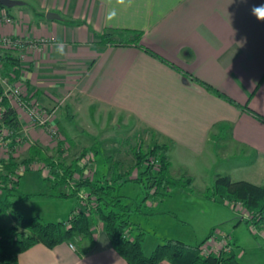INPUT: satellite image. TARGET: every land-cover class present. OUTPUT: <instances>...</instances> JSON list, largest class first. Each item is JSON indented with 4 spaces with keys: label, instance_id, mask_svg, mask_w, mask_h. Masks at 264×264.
<instances>
[{
    "label": "crops",
    "instance_id": "1",
    "mask_svg": "<svg viewBox=\"0 0 264 264\" xmlns=\"http://www.w3.org/2000/svg\"><path fill=\"white\" fill-rule=\"evenodd\" d=\"M21 1L15 11L9 9L15 21L0 25V35L39 42L23 56L11 52L20 58L26 92L43 107H67L69 116L74 110H95L117 130L136 134L138 147L169 145L174 177L197 181L201 175L209 182L203 176L211 175L212 186L218 175L264 183V121L190 77L264 116V22L249 13L255 0ZM49 12L61 19H48ZM110 13L114 16L108 20ZM109 29L141 31V43L167 62L136 43L102 42ZM9 104L19 118L20 134L39 137L45 145L53 142L24 110ZM107 125L100 132L104 138ZM60 127L68 140L75 139L73 129L62 121ZM92 129L89 123L78 132H97ZM93 231L95 245L87 254L76 244L49 248L40 243L21 253L19 264H128L102 222H95Z\"/></svg>",
    "mask_w": 264,
    "mask_h": 264
},
{
    "label": "trees",
    "instance_id": "2",
    "mask_svg": "<svg viewBox=\"0 0 264 264\" xmlns=\"http://www.w3.org/2000/svg\"><path fill=\"white\" fill-rule=\"evenodd\" d=\"M0 7L7 8L1 3ZM124 32L130 36L120 38V34ZM142 35L141 31L109 29L102 34L101 40L104 43H136L155 58L167 62L161 55L141 43ZM0 60L3 64V75L9 77L12 83L19 81L23 72L20 58L13 52L6 51L0 55ZM190 77L204 85L211 93L240 109L252 112L264 121V116L253 111L248 105L240 104L193 75ZM3 94L4 88L0 85V98ZM4 104L7 107L5 124L14 132V135H18L21 128L17 113L8 100H5ZM89 151L85 150L82 155ZM31 152L40 159L53 162V166L56 167L55 175L48 179H53L57 185L70 186L78 173L83 175L75 181L76 185L71 193H63V195H76L79 194L77 192L81 187H87L89 188L88 202L84 209H77L67 220L58 222H46L38 216L22 215L14 210L18 201L10 199L22 178V175L17 173L18 163L14 157L7 162L0 160V189L8 193L5 199H0V220L9 213H12L15 219V225L8 229L0 228V264H19L20 254L40 243L49 248H55L63 243L76 244L80 253L87 254L95 245L93 226L97 218L104 223L105 231L110 236L114 247L128 264H160L164 260L172 264H243L239 260L233 241H230L233 247L231 251L222 249L218 254L205 255L203 248L211 236L199 245H190L178 239H168L166 243L159 244L151 254L145 251V229L132 218L133 212L140 209V206L134 210L130 204L125 203L121 188L128 181L137 182L146 191L144 200L152 201L165 200L177 187L194 191V180L191 177L175 178L172 175L169 145L156 143L148 147L146 151L140 146L135 151L137 176L134 177L131 171L124 174L117 172L105 182L103 179L94 181L84 176V167L81 168L79 161L69 168H64L60 163L55 164L38 146H33ZM94 153L97 154V150ZM2 169L6 173H3ZM119 180L120 184H118ZM206 193L214 200L222 199L228 203L242 202L248 212L247 223L255 228H264V183L258 185L248 181H234L228 175H218L214 186L208 187ZM26 197L27 195H24L20 200Z\"/></svg>",
    "mask_w": 264,
    "mask_h": 264
},
{
    "label": "rangeland",
    "instance_id": "3",
    "mask_svg": "<svg viewBox=\"0 0 264 264\" xmlns=\"http://www.w3.org/2000/svg\"><path fill=\"white\" fill-rule=\"evenodd\" d=\"M15 11V8H9ZM1 85V84H0ZM48 109L55 119V124L60 129V138H53L44 128L42 136L49 137L53 142L42 144L41 138L36 139L23 136L17 150L0 148V160L8 161L14 157L18 163L17 173L22 175L20 184L14 194L10 196L13 201H18L14 210L22 215L41 217L46 222L67 220L71 213L77 209H84L88 198H81L89 193V188L81 187L76 195H63L71 193L75 181L81 176L78 173L70 186L55 184L53 177L56 167L53 162L40 159L33 155L31 148L40 147L54 163H60L64 168H69L79 161L84 167V176L92 180L109 181L114 172L131 171L134 177L138 174L136 167L135 151L140 144L136 134H130L126 129L117 130V125H112L108 116H102L95 110L88 114L86 111L74 110L69 116L67 107ZM60 119L67 128L73 129L75 139L68 140V136L60 127ZM91 123L93 134L80 133L79 128ZM103 123L108 124L106 133H100ZM39 127V126H38ZM96 135V136H95ZM106 136V135H105ZM140 138V137H139ZM77 139V140H76ZM85 150H90L82 155ZM97 150V154L94 151ZM144 151L147 149L143 148ZM92 153L94 160L85 163L84 156ZM3 173H6L2 169ZM187 175L178 174L175 178H186ZM194 181V191L184 187H177L165 200H144L145 189L137 183L128 181L121 193L125 196L124 202L130 204L134 210L133 221L145 229L144 249L151 254L159 244H164L168 239H178L190 245H199L209 236L207 243L227 236L236 244V252L243 264H264V228H255L247 223L248 212L234 208L232 204L222 199L214 200L206 193L209 185H213V176H203L209 182H203L200 177ZM124 182V180H122ZM120 180L118 184H120ZM7 191L0 189V199L7 197ZM24 195L27 197L20 200ZM84 201V202H83ZM154 204H150L153 203ZM95 222H102L99 218ZM103 223V222H102ZM104 224V223H103ZM15 225L12 213L5 215L0 220V228L8 229ZM217 246V245H216Z\"/></svg>",
    "mask_w": 264,
    "mask_h": 264
},
{
    "label": "built area",
    "instance_id": "4",
    "mask_svg": "<svg viewBox=\"0 0 264 264\" xmlns=\"http://www.w3.org/2000/svg\"><path fill=\"white\" fill-rule=\"evenodd\" d=\"M15 21L14 17L9 13L8 8L0 7V25H11ZM42 43L46 42L45 40L41 41ZM39 46L38 41L28 40L23 37H15L11 35H0V51H15L19 52L22 56L27 49L34 48ZM21 56V57H22ZM3 64L0 60V84L4 88V94L0 98V148H9L12 150H17L19 143L22 141L20 133L14 135V132L5 124V116L7 113V107L4 104L5 100H8L13 106H17L20 109L24 110L28 115L29 120L36 126L44 128L53 138L57 137L59 139L60 129L55 124V119L53 114L43 107L35 97L29 95L22 82L15 81L12 83L9 77L3 75ZM93 154L89 153L84 156V162H90L94 160L92 158ZM81 198H88V195L83 194ZM233 205L234 208H239L245 210V207L242 202H229ZM230 239L227 236L222 237L221 239H215L210 243H206L203 248V253L209 255L211 253H219L222 249L226 251L232 250V245L230 244ZM217 245V246H216ZM74 247L73 244H71Z\"/></svg>",
    "mask_w": 264,
    "mask_h": 264
},
{
    "label": "clouds",
    "instance_id": "5",
    "mask_svg": "<svg viewBox=\"0 0 264 264\" xmlns=\"http://www.w3.org/2000/svg\"><path fill=\"white\" fill-rule=\"evenodd\" d=\"M241 2L246 3L247 0H241ZM249 13L258 22H264V0H255V2L252 4V6L249 9ZM113 16H114V13H110L107 19L111 20ZM56 47H57V50L62 53V45L58 43Z\"/></svg>",
    "mask_w": 264,
    "mask_h": 264
},
{
    "label": "water",
    "instance_id": "6",
    "mask_svg": "<svg viewBox=\"0 0 264 264\" xmlns=\"http://www.w3.org/2000/svg\"><path fill=\"white\" fill-rule=\"evenodd\" d=\"M0 3L7 7V8H13L15 6L23 5L24 2L21 0H0ZM48 19H61L60 15L54 13V12H49L47 14Z\"/></svg>",
    "mask_w": 264,
    "mask_h": 264
}]
</instances>
